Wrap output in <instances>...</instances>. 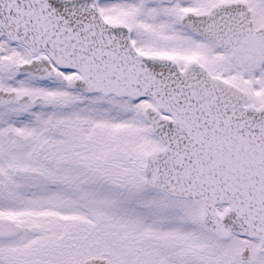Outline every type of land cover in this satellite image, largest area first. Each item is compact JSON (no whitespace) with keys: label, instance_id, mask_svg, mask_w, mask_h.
I'll use <instances>...</instances> for the list:
<instances>
[{"label":"snow or ice","instance_id":"snow-or-ice-1","mask_svg":"<svg viewBox=\"0 0 264 264\" xmlns=\"http://www.w3.org/2000/svg\"><path fill=\"white\" fill-rule=\"evenodd\" d=\"M0 264H264V0H0Z\"/></svg>","mask_w":264,"mask_h":264}]
</instances>
